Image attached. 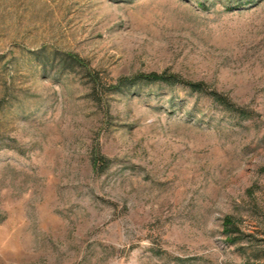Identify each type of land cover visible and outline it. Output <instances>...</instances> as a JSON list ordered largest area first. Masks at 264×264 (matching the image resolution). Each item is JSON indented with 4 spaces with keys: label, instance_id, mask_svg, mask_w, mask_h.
I'll return each instance as SVG.
<instances>
[{
    "label": "rangeland",
    "instance_id": "rangeland-1",
    "mask_svg": "<svg viewBox=\"0 0 264 264\" xmlns=\"http://www.w3.org/2000/svg\"><path fill=\"white\" fill-rule=\"evenodd\" d=\"M0 264H264V0H0Z\"/></svg>",
    "mask_w": 264,
    "mask_h": 264
},
{
    "label": "trees",
    "instance_id": "trees-1",
    "mask_svg": "<svg viewBox=\"0 0 264 264\" xmlns=\"http://www.w3.org/2000/svg\"><path fill=\"white\" fill-rule=\"evenodd\" d=\"M53 57L55 58L58 53L57 51H55L53 54ZM72 60H74L73 57H71ZM50 58H47L45 61L41 62V66L46 67L49 64ZM176 79V75H169L167 73H151V74H140L137 75L133 78H121L119 81V85L118 88L123 89L124 88H132V87H136L137 85H139L142 81H146L148 83H152V82H170V83H174L173 80ZM181 83H184L186 85H188L193 91H197V92H202L204 91L203 86L204 83L202 82H192V81H187V80H180ZM216 99H221L222 96H220L219 94H215ZM99 164V153L96 152L95 156H94V167L95 169H97ZM228 224V231H230Z\"/></svg>",
    "mask_w": 264,
    "mask_h": 264
}]
</instances>
